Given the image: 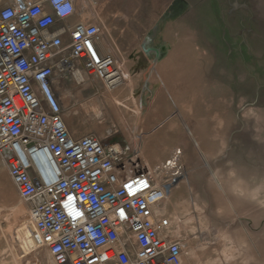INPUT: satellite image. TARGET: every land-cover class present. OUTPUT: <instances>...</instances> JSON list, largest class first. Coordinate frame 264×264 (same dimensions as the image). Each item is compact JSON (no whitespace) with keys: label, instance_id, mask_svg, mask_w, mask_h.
<instances>
[{"label":"built area","instance_id":"2783aa9c","mask_svg":"<svg viewBox=\"0 0 264 264\" xmlns=\"http://www.w3.org/2000/svg\"><path fill=\"white\" fill-rule=\"evenodd\" d=\"M46 4L48 13L31 0L0 9V157L40 247L55 264H181L183 241L154 213L162 183L183 174L181 151L149 169L117 142L71 137L55 77H92L112 92L126 75L100 54L99 27L52 29L73 15L72 0Z\"/></svg>","mask_w":264,"mask_h":264},{"label":"rangeland","instance_id":"374dc122","mask_svg":"<svg viewBox=\"0 0 264 264\" xmlns=\"http://www.w3.org/2000/svg\"><path fill=\"white\" fill-rule=\"evenodd\" d=\"M185 1L191 6L183 3L184 29H194L190 33H198L201 43L207 42L205 32L214 30L215 79L203 83L215 85L216 102L201 89L192 110L171 113L177 122L171 146L181 151L184 173L167 182L166 218L173 237L184 243L181 264H264V0ZM198 9L210 11L213 20L193 16ZM54 81L58 92L66 98L71 93L78 105L124 89L101 113L93 109L78 116L83 125L108 130L107 143L110 135L127 136L126 123L133 121L131 130L138 135L150 113L151 95L143 81L128 91L126 80L112 92L92 77L82 84L73 77ZM171 140L161 138L158 148L164 150ZM124 145L130 154L139 150L137 142ZM39 243L28 206L0 157V264H55Z\"/></svg>","mask_w":264,"mask_h":264},{"label":"crops","instance_id":"0c3cea01","mask_svg":"<svg viewBox=\"0 0 264 264\" xmlns=\"http://www.w3.org/2000/svg\"><path fill=\"white\" fill-rule=\"evenodd\" d=\"M31 1L42 3L44 10L50 12L46 0ZM72 2L75 9L73 15L65 21L57 22L52 29L55 30L60 25L72 27L78 23L99 27L98 50L102 55H110L117 69L126 75L128 83L125 84V89L135 90L137 81H143V87L151 95L148 103L150 113L143 121L139 134L136 135V132L131 130L136 124V121H133L126 123L130 128L127 136L123 133L110 135L109 142H117L124 147L127 140L137 142L139 144L137 153L142 164L149 169L161 165L173 154L171 144L176 142L174 128H177V122L171 121V113L173 111L183 113L189 106L192 110L201 89L212 96L213 103L216 102L215 85L209 81L203 83L215 79L213 66L215 52H210L212 47L215 48L212 36L214 30L205 32L207 42L201 43L198 33H190L194 30L189 29L191 25L188 24L191 31L184 29L183 3L191 6L185 0H72ZM11 3L12 0H4L2 8ZM194 12L193 16L202 18L203 22H209L212 16L206 9ZM213 18L212 16V20ZM63 41L68 42V36H65ZM53 89L63 108V119L71 137L80 139L92 135L107 143L104 135H109L108 130L105 132L104 127L83 125L81 119L89 110L96 109L101 113L105 106H111L116 98L122 97L124 89L116 94L102 95L101 98L91 97L81 105H78L71 93H67L68 99L62 96L55 87V81ZM224 94L222 91L218 95ZM127 102L129 106L134 104L129 98ZM78 116L82 118L79 119ZM166 124L168 125L165 126ZM158 125L160 128L165 127L154 130ZM149 128L153 130L148 131ZM161 138L172 139L164 150L158 148ZM169 181L170 179L162 183L165 194L169 191L167 183ZM165 201L166 198L156 206L155 218L167 220L164 211ZM178 223L184 225L182 219L178 220ZM167 233L174 236L172 231ZM134 248L136 249V246Z\"/></svg>","mask_w":264,"mask_h":264},{"label":"snow or ice","instance_id":"6c2138e0","mask_svg":"<svg viewBox=\"0 0 264 264\" xmlns=\"http://www.w3.org/2000/svg\"><path fill=\"white\" fill-rule=\"evenodd\" d=\"M141 183H143V182H141ZM146 186V185H145ZM126 187H129V188H131V185H126ZM69 199H72L71 197H69ZM121 215H123V213H121Z\"/></svg>","mask_w":264,"mask_h":264},{"label":"bare ground","instance_id":"6f19581e","mask_svg":"<svg viewBox=\"0 0 264 264\" xmlns=\"http://www.w3.org/2000/svg\"><path fill=\"white\" fill-rule=\"evenodd\" d=\"M109 117V116H108Z\"/></svg>","mask_w":264,"mask_h":264}]
</instances>
